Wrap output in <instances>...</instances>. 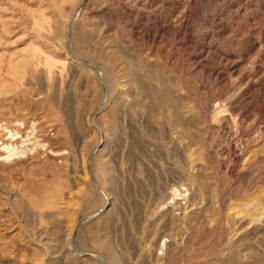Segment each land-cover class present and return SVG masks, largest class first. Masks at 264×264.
I'll return each instance as SVG.
<instances>
[{
  "label": "rangeland",
  "instance_id": "obj_1",
  "mask_svg": "<svg viewBox=\"0 0 264 264\" xmlns=\"http://www.w3.org/2000/svg\"><path fill=\"white\" fill-rule=\"evenodd\" d=\"M5 129L0 264H264V0H0Z\"/></svg>",
  "mask_w": 264,
  "mask_h": 264
},
{
  "label": "bare ground",
  "instance_id": "obj_2",
  "mask_svg": "<svg viewBox=\"0 0 264 264\" xmlns=\"http://www.w3.org/2000/svg\"><path fill=\"white\" fill-rule=\"evenodd\" d=\"M4 132H5L6 141L4 143H1L0 146V151L2 152L0 156V160L4 162H10L13 159L24 156L26 152L30 150V148H27L26 145H24L23 143H21L20 145L13 144V142L18 138V134L16 131L5 129ZM172 194H176V193H172ZM115 260H117V258H115ZM113 264H118V263H113Z\"/></svg>",
  "mask_w": 264,
  "mask_h": 264
}]
</instances>
